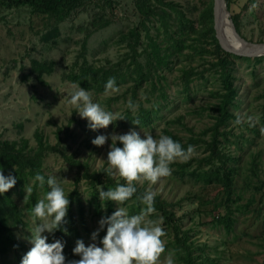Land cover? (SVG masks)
I'll return each instance as SVG.
<instances>
[{"label": "rangeland", "instance_id": "rangeland-1", "mask_svg": "<svg viewBox=\"0 0 264 264\" xmlns=\"http://www.w3.org/2000/svg\"><path fill=\"white\" fill-rule=\"evenodd\" d=\"M253 3L257 7L249 12ZM212 5L213 0H84L57 19L28 5L0 4V139H26L27 148L34 149L39 134L43 142L57 143L66 155L98 172L106 167L111 140L95 146L96 136L130 128L141 138L172 134L185 150L194 146V153L172 163L171 175L156 184L136 182L165 201L172 213L169 224L160 210L151 217L163 218L162 264L169 250H175V264H184L186 251L191 264H264V54H232L222 67L208 32ZM227 10L246 41L264 42V0H229ZM33 61L50 65V71L33 70ZM224 72L232 93L222 114ZM76 73H85L87 81L68 78ZM111 77L119 91L106 93ZM73 84L125 119L90 130L67 102ZM129 100L138 105L135 111L126 107ZM237 117L241 124L234 123ZM248 117L257 120L254 126ZM135 119L139 126L131 123ZM41 170L57 176L69 192L73 225L66 221V260L79 259L72 253L75 241L89 244L105 211L98 198L103 183H91L57 152L42 157ZM32 180H16L9 190L18 220L12 207L6 213L18 245L0 252V264H20L32 246L25 189L33 188L35 203L44 192ZM130 202L122 206L138 214L141 207L130 212ZM43 235L50 243L52 234Z\"/></svg>", "mask_w": 264, "mask_h": 264}, {"label": "clouds", "instance_id": "clouds-1", "mask_svg": "<svg viewBox=\"0 0 264 264\" xmlns=\"http://www.w3.org/2000/svg\"><path fill=\"white\" fill-rule=\"evenodd\" d=\"M257 7L253 3L249 7L252 12ZM238 46V45H237ZM118 92L114 77L108 79L105 92ZM68 104L77 109L81 119L87 120L90 130L106 129L117 119H125L121 115L106 110L104 106L93 102L89 91L73 84ZM126 107L135 111L138 105L131 100ZM249 126H254L256 119L248 117ZM133 125L139 126L138 119L132 120ZM235 124H241L242 118L237 117ZM111 140L107 152L105 175L119 177L123 183H118L115 188L106 191L98 186V198L106 207L107 202L115 203L116 210L108 216H102L98 221V228L91 233V242L85 245L84 241L77 239L72 249L73 255L79 259L66 260L63 254L64 242L55 239L47 242L48 236L60 230L67 234V229L62 225L66 223L70 201L65 193L61 181L57 176L45 177L37 173L32 180L40 189L47 184L48 191L43 192L35 205L27 210L33 227L30 231L29 243L32 245L22 257L20 264H162L161 256L166 252V242L163 237L166 232L162 227L163 218L152 219L155 214V193L145 191L137 195L136 182L147 181L156 184L161 178L169 177L172 173L170 165L178 159L186 161L195 151L189 145L185 150L182 145L167 135L158 138L151 134H140L130 128L124 134L111 133L98 135L91 141L95 146H103ZM117 143L122 147L117 146ZM16 184V177L11 173L7 176L0 171V195L8 192ZM31 186L25 189L24 202L32 194ZM142 205L138 214L130 215L127 208L123 207L128 201ZM106 230L105 235L98 240L100 231ZM163 264H175V250H169Z\"/></svg>", "mask_w": 264, "mask_h": 264}, {"label": "trees", "instance_id": "trees-1", "mask_svg": "<svg viewBox=\"0 0 264 264\" xmlns=\"http://www.w3.org/2000/svg\"><path fill=\"white\" fill-rule=\"evenodd\" d=\"M82 1L84 0H0V4L6 6H20V5H28L33 11L41 12L48 14L50 16H54L57 19H63L66 15L69 14L75 7H77ZM157 2H162V0H156ZM229 0H226V7L228 8ZM148 9L149 7H145ZM148 11L142 9V13L147 14ZM210 23L208 26V32L211 34L213 42L215 43L217 49L220 51L221 56L218 59V62L224 67L228 63L227 57L232 55V53H228L220 48L217 39L214 36V30L212 26V11L209 14ZM232 22L235 26L236 31L239 33L238 23L236 17L231 16ZM240 34V33H239ZM234 55V54H233ZM258 58V57H257ZM32 69L37 72H49L51 67L45 63H37L35 61L32 62ZM224 76V86L226 88V92L224 93L220 104H219V111L222 114L226 113L225 105L229 101V97L232 93L231 85L227 79V73H223ZM139 77H141V73H139ZM72 81H76L80 84L81 82H86L87 77L84 74H72L68 77ZM170 137L178 142L176 136L169 134ZM58 136V133H57ZM59 139V137H58ZM20 142V143H19ZM16 140H8V139H0V171H3V174L9 172L16 177L17 181H22L26 177H31L34 179L37 173L43 175L45 180H47V176L41 170V160L42 157L47 152H57L61 154L64 160L67 162L74 164L76 167L81 168L83 170V175L88 178L91 183L98 182L103 183V190H107L109 188H115L118 183H123L121 179L113 178L104 174L103 170L100 171H89L88 166L86 163H81L76 159H72L70 156L64 153V150L58 146V144H49L47 142H43L41 135H36V142L37 146L34 149L27 148V140L21 139L20 141ZM218 175V172H216ZM222 181H226L227 174L223 172L221 174ZM136 186V185H135ZM137 187V195L145 192L142 188ZM47 184L45 183V187L43 191H48ZM95 194V193H93ZM135 200V196L132 198L131 202L127 205L130 212L134 211L135 209H139L142 205L138 203H133ZM129 202V201H128ZM127 202V203H128ZM126 203V204H127ZM35 205V196L33 193L30 195V204L29 208ZM8 207L13 208V218L18 220V209L15 207L12 199L10 198L9 191L0 195V252L6 251L10 247H16L18 245V241L13 233V230L10 226L6 210ZM96 207L100 208L99 203H97ZM155 209L160 210L163 214L165 222L167 224L171 223L173 218L172 213L166 209V203L158 195H155ZM81 212V209H79ZM114 212L112 202H107L105 211L103 216L111 215ZM65 220H68V226L73 225V218L72 212L67 210V215ZM63 228H66V223L62 225ZM106 230H102L99 233V239H101L105 235ZM64 232L57 230L55 231L50 238V243L54 242L55 239H59L64 242L63 254L67 258L69 252L67 250L66 242L64 241ZM175 241L182 246L184 245V241L181 238H175ZM184 264H191L190 253L186 251L183 257ZM202 264V263H199Z\"/></svg>", "mask_w": 264, "mask_h": 264}, {"label": "water", "instance_id": "water-1", "mask_svg": "<svg viewBox=\"0 0 264 264\" xmlns=\"http://www.w3.org/2000/svg\"><path fill=\"white\" fill-rule=\"evenodd\" d=\"M221 14H223V16H225L228 19L229 25L234 31L235 35L242 41H246V40L236 31L231 17H229V13L226 7V0H213L212 26H213L215 38L217 39L218 44L224 51L235 55L250 56V57L264 54V42L254 43L255 48L253 50L245 51L235 48L226 38H224L220 33V26H219V20Z\"/></svg>", "mask_w": 264, "mask_h": 264}, {"label": "bare ground", "instance_id": "bare-ground-1", "mask_svg": "<svg viewBox=\"0 0 264 264\" xmlns=\"http://www.w3.org/2000/svg\"><path fill=\"white\" fill-rule=\"evenodd\" d=\"M219 26L222 36L226 38L235 48L245 51L253 50L255 48L254 43L242 41L235 35L234 31L229 25L228 19L223 16V14L220 15Z\"/></svg>", "mask_w": 264, "mask_h": 264}]
</instances>
